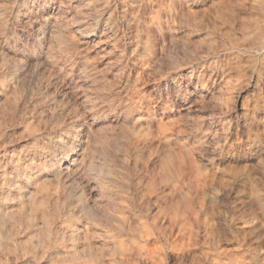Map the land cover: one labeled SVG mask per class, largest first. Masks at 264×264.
Masks as SVG:
<instances>
[{"label":"rangeland","instance_id":"1","mask_svg":"<svg viewBox=\"0 0 264 264\" xmlns=\"http://www.w3.org/2000/svg\"><path fill=\"white\" fill-rule=\"evenodd\" d=\"M257 1L0 0V163L59 136L78 145L87 133L105 145L88 162L101 195L96 232H72L79 181L63 184L49 169L48 189L33 192L47 216L29 231L6 216L0 264H55L56 254L68 262L70 244L79 264H264V46L240 28ZM48 17L66 44L41 34L53 31ZM165 155L179 189L163 192L155 177L157 204L146 197L140 208L157 218L148 252L121 256L104 229L113 208L100 192L106 163H127L131 186L144 188ZM0 191L8 213L13 193ZM176 204L177 217L161 212Z\"/></svg>","mask_w":264,"mask_h":264},{"label":"bare ground","instance_id":"2","mask_svg":"<svg viewBox=\"0 0 264 264\" xmlns=\"http://www.w3.org/2000/svg\"><path fill=\"white\" fill-rule=\"evenodd\" d=\"M254 4L255 5L252 7V10L255 12L256 17L255 18L253 17L249 21L241 24L242 27H240V28H242L243 33L245 35H247L248 37L249 36L254 37V38L251 37L254 39V42L252 45H255V46L261 48L262 46H264V0H258ZM53 19H54L53 17H48L45 19V22L51 21ZM52 27H53V31H48V32L44 31V32H41V34L48 35L49 37L56 35L57 41H59L61 44H66L67 39L63 34H61V32H60L61 27H60L59 23L57 22V20L54 19ZM252 45L250 44V47ZM8 96H9V94H8ZM3 102H5V101H3ZM48 115H49V113H48ZM135 121L140 122V119L136 118ZM22 132H24V131L22 130ZM74 142L75 141H72L70 144L69 143L65 144V141H63L62 137L59 136V137H56L55 139H52L51 141H49V143L47 144V146L45 148H43L41 151L40 150L37 151L36 153L34 152V154H32L31 157L29 156V158L28 157L23 158L21 156L14 157L12 155V156H8L9 158L6 159V161L0 163V190L3 189V187L7 188L8 193H11V192L13 193V201H14L13 207H12V209H10L11 211H8V213H4L5 211L3 212V210L5 208V205L7 204L8 196L0 191V246L2 245V239L5 240V237L4 238H2V237L7 235V231L4 229V226H5L4 225V219L6 220V216L9 215L12 218V217H14L13 215H15V216L19 217L18 220L20 219V221L22 223H24V228L27 230L30 229L32 227V225H34L32 222H33V219L35 218V216H37V214H39V216L41 215L42 218H45L47 216L45 213L46 211L44 208L45 205H44L43 198H41L42 199L41 201H39V200L37 201V197H36L37 194H33V192L38 193V192H41V191L48 189L46 186L45 180H44L45 179L44 174H46L49 171V169L51 171H53L52 177L57 179L58 182H62L64 184V183L74 182L75 180L79 181L78 199L80 201V205H79L80 208L78 207L79 208L78 209V211H79L78 216L80 217V222H79L78 226H74L71 229L72 232H75L78 234V240L79 239L81 240L82 237H83V239L87 238L90 233L92 234L93 232H96L95 230L92 232V229H93L92 226H96V227L101 226V224H99L97 218L95 217V214L93 213V209L95 207H97V204L101 198V195L96 193L97 189H96V186H94V184H93L94 179L92 177V172L90 170L88 162L93 157V154L96 150L95 145L97 147H98V145L101 147L102 145H104V143L100 139H98L94 136L93 137L89 136L87 133L84 136V139H82L78 145H75ZM104 147H105V145H104ZM102 149H103V147H102ZM41 154L47 155L46 158H44V161L41 159V156H42ZM161 156H163V155H161ZM154 163L157 165L158 170H156L157 172H156V175L154 177L151 175L152 177L149 178V181L147 182V184L144 188H141L140 184H138V183L131 186L132 183L131 184L129 183L130 180H128V178H129L128 174L125 172V170L127 171V169H126V167L128 166L127 163L122 162L121 166L118 169H116L115 167H112L110 165L108 166V164L106 163V167H107L106 168L107 169L106 175L108 176V179H110V180L105 182L104 181L105 179L103 178L104 180H102V181H104V183L102 185V191H100V192L103 194H108V197L110 198V200H112L111 203L113 202V204L111 205V207L113 206V208H112V211H110L111 213H110V217L108 218L109 220H107L106 225H105V221H104L103 226L105 225L104 229L111 233L110 236L112 239L110 240V245L112 246V249L115 252H117L118 254H120L121 256L126 257V255L128 253L129 254L136 253L137 255H140L143 252H145V253L148 252L147 242H149L153 238L152 231H154L155 229L152 230V228L155 227L157 218L154 217V218H151L150 220L147 219L144 215L141 214L140 208H142L141 206H142L143 201L146 197H148V200L152 199V198L155 199V201L152 204L153 205L157 204V200L159 198L158 197L159 195L157 196V194H156L157 189H156L155 177L156 176L158 177V181H159L158 183H159V185H161V187L159 186V188H161L163 190V192H166L168 194H173L174 192H176L179 189L180 183L177 180V173L173 169L171 157L168 155L167 156L165 155L164 158H160L158 156L155 159ZM176 169H177V167H176ZM102 171L103 170H100V172H102ZM101 174H103V172L100 173V175ZM52 182H53V180H52ZM199 187L197 190L198 194L203 195L204 194L203 188L205 186L203 188H200V189H199ZM29 188L32 189L31 192L28 191ZM197 191H195V192H197ZM111 192H115L113 198L111 197V195H112ZM57 195H56V197H57ZM161 195L163 196V194H161ZM38 196H39V194H38ZM42 197H44V196H42ZM50 197H51V195H50ZM39 198H40V196H39ZM202 198H203V196H202ZM163 206H161L162 208H164V209H161L162 210L161 212H163V213L166 212V213L172 215L173 218L177 217V215H178V205L177 204L176 205H169L166 208ZM109 207H110V205H109ZM163 215H165V214H163ZM59 216H60V214H59ZM170 218H172V217H170ZM87 220H89V222H91L93 225L88 223ZM132 220L136 221L137 223L134 222V224H133ZM158 220H159V218H158ZM45 224H44V227H45ZM37 226H35V227H37ZM14 227H16V226H14ZM159 232H160V230H159ZM63 234H64V232H63ZM100 234H102V233H100ZM156 235H158V234H156ZM23 236H25V235H23ZM70 240H73V239H70ZM80 244H82V243H80ZM83 244H86V243H83ZM59 246L56 244L57 250L60 249ZM46 247L48 248V246H46ZM87 247L89 248V245ZM97 247H95V248H97ZM101 247L103 248L105 246L103 245ZM107 248H109V246ZM13 249H15V248H13ZM74 249H75L74 245L70 244L69 245V251L71 253L68 257L69 258L68 262H64L63 260L61 261V258L59 259L57 254H56V256L54 258L55 264H79V257L76 256L75 252L73 251ZM93 249H94V247H93ZM80 250H82V249H80ZM107 252H109V251H107ZM128 261H129V259H128ZM92 264H98V258L97 257H93V263Z\"/></svg>","mask_w":264,"mask_h":264}]
</instances>
